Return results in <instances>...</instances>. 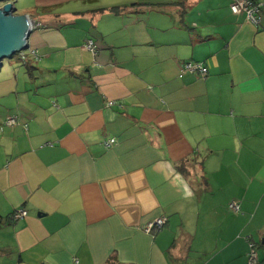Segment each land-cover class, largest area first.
<instances>
[{
	"label": "crops",
	"instance_id": "obj_1",
	"mask_svg": "<svg viewBox=\"0 0 264 264\" xmlns=\"http://www.w3.org/2000/svg\"><path fill=\"white\" fill-rule=\"evenodd\" d=\"M237 1L34 0L0 68V264H264V9Z\"/></svg>",
	"mask_w": 264,
	"mask_h": 264
},
{
	"label": "built area",
	"instance_id": "obj_2",
	"mask_svg": "<svg viewBox=\"0 0 264 264\" xmlns=\"http://www.w3.org/2000/svg\"><path fill=\"white\" fill-rule=\"evenodd\" d=\"M231 9L234 14H246L248 20L252 22L255 25H260L261 23V17H262V11L264 9V3H257L251 0H239L235 2L232 6ZM86 48L94 55H96L98 51V47L96 43L92 40H89L86 43ZM32 54L37 56L36 51H32ZM18 56L21 58V60L25 61L26 60V55L25 52L22 51L18 54ZM184 71L185 72H197L202 76H206L208 73V70L205 66L203 65H198V64H191V63H186L184 66ZM15 121L9 120L10 124H13ZM114 144H116V140L112 139L109 141H106L104 145L107 148L112 147ZM230 208L234 211H239L240 206L238 203L233 202L230 205ZM27 213L23 210L19 211L14 216V219H19L22 217H26ZM168 223V219L166 217H160L158 219H155L153 222L149 223L146 228L145 232L155 236L157 233H159ZM248 264H259V258H258V253L256 250V247L254 244H250V251L248 253Z\"/></svg>",
	"mask_w": 264,
	"mask_h": 264
},
{
	"label": "water",
	"instance_id": "obj_3",
	"mask_svg": "<svg viewBox=\"0 0 264 264\" xmlns=\"http://www.w3.org/2000/svg\"><path fill=\"white\" fill-rule=\"evenodd\" d=\"M0 68L6 59L29 48L28 40L34 21L28 15H16L15 4L11 0H0Z\"/></svg>",
	"mask_w": 264,
	"mask_h": 264
},
{
	"label": "rangeland",
	"instance_id": "obj_4",
	"mask_svg": "<svg viewBox=\"0 0 264 264\" xmlns=\"http://www.w3.org/2000/svg\"><path fill=\"white\" fill-rule=\"evenodd\" d=\"M11 2H13L15 4V8H16V15H27L24 12H29L31 9L34 8V0H11ZM3 5H5V2L0 3V6L2 7ZM28 51V50H27ZM26 51V52H27ZM19 54V53H18ZM18 54L14 55L13 59H6L5 62L8 61H16Z\"/></svg>",
	"mask_w": 264,
	"mask_h": 264
},
{
	"label": "trees",
	"instance_id": "obj_5",
	"mask_svg": "<svg viewBox=\"0 0 264 264\" xmlns=\"http://www.w3.org/2000/svg\"><path fill=\"white\" fill-rule=\"evenodd\" d=\"M113 11L116 12V13H118V12H119V9H118V8H114ZM231 204H232V203H231ZM231 210H232V209H231ZM239 210H240V209H239ZM237 212H238V211H237ZM165 227H166V226H165ZM165 227H164V228H165ZM164 228H163V229H164ZM163 229H162V230H163ZM162 230H161V231H162ZM251 243L255 245L256 250H257V253H258V245H257L253 240H250V242H249V251H250V244H251ZM248 253H249V252H248ZM258 258H259V254H258Z\"/></svg>",
	"mask_w": 264,
	"mask_h": 264
}]
</instances>
